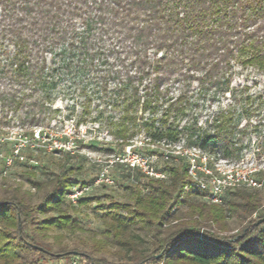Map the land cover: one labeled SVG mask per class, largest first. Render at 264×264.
<instances>
[{"label": "trees", "instance_id": "16d2710c", "mask_svg": "<svg viewBox=\"0 0 264 264\" xmlns=\"http://www.w3.org/2000/svg\"><path fill=\"white\" fill-rule=\"evenodd\" d=\"M234 65L264 75V0H0V114H11L21 126L44 124L57 112L52 106L60 95L73 102L76 95L82 111L75 126L87 123L90 105L98 101L91 121L104 125L119 143L117 151L143 135L237 161L246 129L241 118L252 114L235 106L243 95L247 105L256 98L247 86H230ZM194 83L211 99L229 94L231 101L204 126L193 114ZM186 183V167L177 164L168 181L146 180L130 202L111 204L112 242L121 243L126 228L139 226L152 245L132 262H112L106 256L118 253L106 238H92L83 251L52 250L42 242L47 232L74 226L62 208L74 183L66 175L38 182L33 187L43 193L36 203L29 195L0 200V264L67 263L72 257L85 264H264V222L257 224L264 212L220 235L229 231V216L243 221L256 213L252 194L235 189L222 205H209L196 192L185 195ZM186 204L188 219L178 221ZM68 207L75 211L70 201ZM202 221L210 222L207 230Z\"/></svg>", "mask_w": 264, "mask_h": 264}, {"label": "rangeland", "instance_id": "374dc122", "mask_svg": "<svg viewBox=\"0 0 264 264\" xmlns=\"http://www.w3.org/2000/svg\"><path fill=\"white\" fill-rule=\"evenodd\" d=\"M230 86L236 89L247 86V94L256 98L250 105H247L244 104L245 95H243L239 97L241 102L235 106L236 112L245 107L247 114H252V116L250 120L246 119L245 114L241 118L240 128L246 126L243 136L244 149L241 152V158L232 162H242L247 169L258 170L256 176L263 180V187L259 190L237 189L233 191L234 193L241 191L251 193L258 208L256 213L243 221L236 215L229 216L226 219L229 231L220 233V235L237 232L248 220L254 219L256 215L264 212V149L262 148L264 143V75L255 68L234 65ZM190 89L189 95H193L196 99L197 107L193 109V114H196L198 118V126H204L209 116L219 110L226 109L231 103L229 94H225V96L218 94L214 99H211V92H199L196 83ZM78 98L75 95L73 102L62 99V95H60L52 106V109L57 112L51 115V119L38 127L21 126L17 120L11 119V114L6 119H3L0 114V140L2 142L0 156L9 155L15 145H18L24 158L22 162L15 161L9 168H6L0 157V200L17 194L19 196L29 195L30 201L36 203L43 192L41 189L33 187L34 184L48 181L55 175L68 176L75 186L92 185L101 167L94 159L99 157L104 160L113 155L119 149V143L107 133L104 125L91 121L96 117L95 108L98 101H94L90 105L91 114L87 123L75 126L74 120H78L82 111L79 103H75L81 100ZM73 106L75 108L74 117L67 119ZM102 109L103 106H100L99 110ZM36 129L40 130L43 143H39L35 139L33 133ZM141 138H144L143 135L133 138L132 141ZM54 143L60 145L61 149L51 148ZM180 143L184 144V141ZM261 151L263 156L259 158L257 152ZM158 166L162 168L163 163L159 162ZM109 174L114 180L112 185L92 187L84 197L80 198H89L91 199L90 203H72L75 207V211H73L68 207L69 200L65 198L62 208H67L71 214L74 226L67 230L47 232L46 239L42 241L44 244H49L52 250H58L59 247L65 246L70 250L83 251L92 238H106L110 243L109 249L118 253L106 256L112 262H132L135 255L143 257L151 251V239L146 230L139 226L126 228L121 243L112 242L113 237L109 229L112 218L108 213L111 204L113 202H130L134 188L139 185L142 189L146 180L142 185L138 175H131L120 167L110 169ZM143 192L145 193L146 190ZM192 200L194 202L192 197H188V203H191ZM187 204L178 209L176 213L178 221L188 219ZM50 215L52 213L47 216ZM202 224L201 229L207 230L210 222L202 221ZM213 232L218 231L214 230ZM60 236L64 238L57 241V237ZM47 264H85V261L78 257H72L67 263L62 258L58 262H48Z\"/></svg>", "mask_w": 264, "mask_h": 264}, {"label": "built area", "instance_id": "2783aa9c", "mask_svg": "<svg viewBox=\"0 0 264 264\" xmlns=\"http://www.w3.org/2000/svg\"><path fill=\"white\" fill-rule=\"evenodd\" d=\"M33 134L39 143H43L39 129ZM1 143L0 140V146ZM51 148L61 149L56 143ZM0 157L6 168L15 161L24 160L18 145L9 155ZM94 161L101 166L96 179L91 186H72L65 195L71 203L76 204L92 187L112 185L114 180L109 170L114 167L124 168L131 175H141L140 183L143 185L145 180L168 181L169 168L183 164L187 175L184 192H196L200 194L201 201L212 205H222L226 194L235 189L259 190L263 187V180L256 176L258 170L247 169L242 162H232L181 143H153L141 138L131 141L104 160L96 157ZM159 162L163 163L162 168H159Z\"/></svg>", "mask_w": 264, "mask_h": 264}, {"label": "water", "instance_id": "95a60500", "mask_svg": "<svg viewBox=\"0 0 264 264\" xmlns=\"http://www.w3.org/2000/svg\"><path fill=\"white\" fill-rule=\"evenodd\" d=\"M263 222H264V218H262V219L258 220L257 224H261V223H263ZM239 237H243V234H242V235H240Z\"/></svg>", "mask_w": 264, "mask_h": 264}]
</instances>
